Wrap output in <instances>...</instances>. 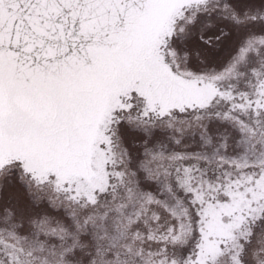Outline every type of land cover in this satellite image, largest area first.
Listing matches in <instances>:
<instances>
[{
    "label": "snow or ice",
    "instance_id": "obj_1",
    "mask_svg": "<svg viewBox=\"0 0 264 264\" xmlns=\"http://www.w3.org/2000/svg\"><path fill=\"white\" fill-rule=\"evenodd\" d=\"M0 264H264V0H0Z\"/></svg>",
    "mask_w": 264,
    "mask_h": 264
}]
</instances>
